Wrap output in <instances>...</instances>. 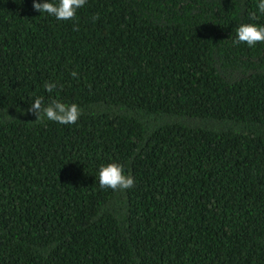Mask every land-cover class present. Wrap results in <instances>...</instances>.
Listing matches in <instances>:
<instances>
[{
    "label": "trees",
    "instance_id": "16d2710c",
    "mask_svg": "<svg viewBox=\"0 0 264 264\" xmlns=\"http://www.w3.org/2000/svg\"><path fill=\"white\" fill-rule=\"evenodd\" d=\"M33 2L0 0V264H264V43L230 39L259 0Z\"/></svg>",
    "mask_w": 264,
    "mask_h": 264
},
{
    "label": "clouds",
    "instance_id": "9594fccd",
    "mask_svg": "<svg viewBox=\"0 0 264 264\" xmlns=\"http://www.w3.org/2000/svg\"><path fill=\"white\" fill-rule=\"evenodd\" d=\"M88 0H34L33 9L41 15L54 17L56 21L72 20L78 10L84 8ZM258 9L264 13V0H259ZM95 19V18H94ZM233 45L246 44L249 48L255 47L257 43H264V24L241 23L235 29V36H231ZM57 85L45 83L44 89L52 93ZM29 112L36 116L35 122L50 121L59 125H74L80 118L82 110L75 104H66L53 100L48 105L43 104L42 98H36L29 107ZM98 182L101 189L113 191H125L134 187V177L125 174L124 168L119 163L101 165L98 169Z\"/></svg>",
    "mask_w": 264,
    "mask_h": 264
}]
</instances>
